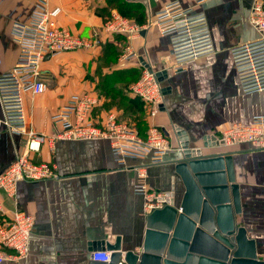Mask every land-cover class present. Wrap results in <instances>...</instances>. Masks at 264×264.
Returning <instances> with one entry per match:
<instances>
[{
	"label": "crops",
	"instance_id": "obj_1",
	"mask_svg": "<svg viewBox=\"0 0 264 264\" xmlns=\"http://www.w3.org/2000/svg\"><path fill=\"white\" fill-rule=\"evenodd\" d=\"M173 1L206 12L216 47L213 54L188 64L181 73L170 68L169 39L150 24L154 13ZM254 1L206 0L197 4L194 0H51V7L62 9L58 25L80 36H91L93 30H101L116 15L138 27L150 25L139 36L103 32L99 47L64 52L44 61L48 88L43 94H25V108L29 129L48 135V139L31 157L35 162L54 165L59 178L22 180L13 198L0 191V223L10 221L16 210L31 214L35 220L28 257L3 264H89L93 252L99 251L96 246L114 242L118 236L124 249H141L147 214L144 198L134 188L144 182L152 189L170 191L174 185L176 202L181 200L185 188L175 172V160L180 157L176 141L162 164L148 165L147 160L137 159L130 162V168H120L109 140L51 141L59 129L51 115L72 94L89 91L91 81H86V75L90 64L87 66L85 59L96 58L98 64L103 53L109 54L111 75L104 87L111 90L116 101L121 98L133 103L140 99L128 87L134 82L132 77L147 67L144 62L164 73L161 85L168 88L165 108L156 117L147 113L144 130L158 124L173 132L178 126L189 134L191 146L199 148L204 147L206 136L224 125L250 122L253 115L264 113V90L250 94L241 90L230 49L258 37L249 21ZM35 8L36 0H0V74L15 65L20 53L12 36L13 24L28 22ZM127 46L137 56L124 62L122 54ZM109 112L120 119L127 115L115 104L104 106L100 101L92 117L102 124ZM25 138V134L0 132V174L24 151ZM204 149L236 152L234 166L243 198L237 222L256 240L259 254L264 257V149L243 143ZM143 165L147 166L144 178L138 169Z\"/></svg>",
	"mask_w": 264,
	"mask_h": 264
},
{
	"label": "built area",
	"instance_id": "obj_2",
	"mask_svg": "<svg viewBox=\"0 0 264 264\" xmlns=\"http://www.w3.org/2000/svg\"><path fill=\"white\" fill-rule=\"evenodd\" d=\"M197 4L206 0H194ZM51 0H36V8L28 22H15L12 36L20 47L15 65L0 74V132H9L12 136L25 134L24 151L0 174V191L13 198L17 193L18 183L22 180L36 182L42 179L59 178L56 167L48 162H35L32 152H39L48 139V135L29 129L25 108V94L35 95L46 92V72L43 63L47 57L76 51L92 49L101 45L103 32L129 33L139 36L142 29L153 24L162 36L169 39L171 47L170 68L174 73L186 70L187 65L201 57L216 51L211 24L205 11L186 7L180 1H173L154 13L150 24L137 26L122 16L116 15L104 23L101 30L95 29L91 36H80L70 29L60 26L57 18L62 9L51 7ZM249 21L258 33L255 40L238 44L230 49L233 67L239 86L245 94L264 90V3L255 0L249 14ZM137 53L127 46L122 60L129 61ZM139 79L129 85L128 89L138 96L156 117L164 108V98L168 88L161 85L162 71L144 67ZM100 98L90 92L72 94L67 102L51 115L58 131L50 138L68 140L106 139L111 144L115 161L120 168H130V162L145 159L148 165L162 164L174 140L180 157L185 156L191 146L188 133L178 126L173 132L152 124L144 135L130 123L121 120L114 112H109L106 120L98 124L92 117L94 109L99 106ZM188 142V143H187ZM235 144H248L253 148L264 149V113L255 114L248 123L232 122L222 129L209 134L204 139V147ZM218 152V151H216ZM222 152V151H221ZM179 157V158H180ZM178 158V159H179ZM139 167L142 178L145 168ZM135 193L144 198V208L148 215L156 209L170 204L173 185L170 191L152 189L144 182L135 185ZM34 217L24 211L16 210L10 221L0 224V264L7 260H20L28 257L30 252L31 232ZM112 251L103 248L93 252L97 261L111 260ZM122 264V262H120Z\"/></svg>",
	"mask_w": 264,
	"mask_h": 264
},
{
	"label": "water",
	"instance_id": "obj_3",
	"mask_svg": "<svg viewBox=\"0 0 264 264\" xmlns=\"http://www.w3.org/2000/svg\"><path fill=\"white\" fill-rule=\"evenodd\" d=\"M235 153L187 150L175 160L185 188L182 198L177 203L172 193L170 204L147 215L141 249H124L118 236L96 246L112 251L109 262L92 258L89 264H264L256 240L237 222L242 205Z\"/></svg>",
	"mask_w": 264,
	"mask_h": 264
},
{
	"label": "rangeland",
	"instance_id": "obj_4",
	"mask_svg": "<svg viewBox=\"0 0 264 264\" xmlns=\"http://www.w3.org/2000/svg\"><path fill=\"white\" fill-rule=\"evenodd\" d=\"M102 43H103V36H102L101 45H102ZM100 58H101V62H99L98 64H96V61H97L96 58H92L91 60H88L89 58L85 59V60H87V66L90 64V67L87 69V75H86V78H87L86 81L87 82L91 81V82H89V84H90L89 91L94 93V94L97 93L96 95H98V97L100 98V101L103 103L104 106H112L115 104L116 106L125 110L127 112V115L123 116L124 118H122L121 120L126 121L128 123H131L133 125L135 124L136 127L139 128L140 130L144 129L145 116H147V113L150 115L149 110L145 107V104L142 101L139 102L140 99L138 101L134 100L133 103L132 102L130 103L128 100H126V101H124V99L121 100V98H119L118 101L113 99L112 95L110 94L111 90L104 87L105 80L108 82L109 77L111 76L110 72H109V68H108L109 63H110L109 54L106 55V54L102 53ZM95 59H96V61H95ZM104 67H106L107 69L104 70L103 69ZM141 74L142 73H140V75H138L137 77H135V76L132 77V81H134V82L137 81L138 78L141 76ZM101 94L103 96H105V94H107L108 97H103L104 98V100H103ZM125 108H127V109H125ZM238 184H239V182H238ZM239 195L241 198V205L243 206V198H242V191H241L240 184H239ZM2 223H4V222H1L0 224H2ZM257 245H258L257 246L258 252L261 254V250L259 249L260 248L259 244H257Z\"/></svg>",
	"mask_w": 264,
	"mask_h": 264
},
{
	"label": "trees",
	"instance_id": "obj_5",
	"mask_svg": "<svg viewBox=\"0 0 264 264\" xmlns=\"http://www.w3.org/2000/svg\"><path fill=\"white\" fill-rule=\"evenodd\" d=\"M136 98V97H135ZM139 101H142V100H139ZM143 102V101H142ZM144 103V102H143ZM146 107V106H145ZM131 124V123H130ZM131 125H133V124H131ZM135 125V124H134ZM133 125V126H134ZM134 127H136V125L134 126ZM137 128V127H136ZM138 130H139V132L142 134V135H144L145 133H146V131L147 130H144V129H142V130H140L139 128H137Z\"/></svg>",
	"mask_w": 264,
	"mask_h": 264
},
{
	"label": "bare ground",
	"instance_id": "obj_6",
	"mask_svg": "<svg viewBox=\"0 0 264 264\" xmlns=\"http://www.w3.org/2000/svg\"><path fill=\"white\" fill-rule=\"evenodd\" d=\"M187 143H188V142H187ZM207 145H211V144L208 143ZM230 202L233 203V197H232V196H230ZM233 204H234V203H233ZM238 208H240L239 205H238Z\"/></svg>",
	"mask_w": 264,
	"mask_h": 264
}]
</instances>
